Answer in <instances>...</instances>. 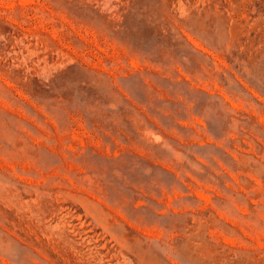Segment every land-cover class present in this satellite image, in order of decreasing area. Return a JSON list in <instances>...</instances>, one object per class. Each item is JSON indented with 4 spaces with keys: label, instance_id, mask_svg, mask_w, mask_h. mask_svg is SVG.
I'll return each instance as SVG.
<instances>
[{
    "label": "rangeland",
    "instance_id": "1",
    "mask_svg": "<svg viewBox=\"0 0 264 264\" xmlns=\"http://www.w3.org/2000/svg\"><path fill=\"white\" fill-rule=\"evenodd\" d=\"M0 264H264V0H0Z\"/></svg>",
    "mask_w": 264,
    "mask_h": 264
}]
</instances>
